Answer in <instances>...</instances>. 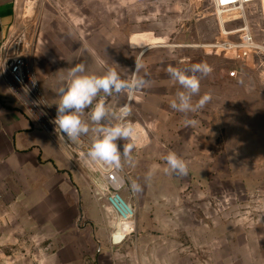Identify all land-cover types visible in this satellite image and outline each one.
Instances as JSON below:
<instances>
[{
    "label": "rangeland",
    "instance_id": "374dc122",
    "mask_svg": "<svg viewBox=\"0 0 264 264\" xmlns=\"http://www.w3.org/2000/svg\"><path fill=\"white\" fill-rule=\"evenodd\" d=\"M16 5L13 39H22L18 53L29 59L41 98L53 111L68 68L77 63L90 74L115 70L131 79L140 57L138 75L148 82L104 97L111 111L130 105L127 121L135 129V147L120 164L122 195L136 209L135 228L108 255L98 239L101 204L107 225L117 221L101 196L98 176L76 162V174L83 184L88 181L82 202L71 175L19 168L24 160L7 157L4 114L16 107L31 114L15 94L13 100L0 97V264H264V70L257 59L240 65L203 48L222 38L221 18L212 6L201 0H16ZM244 17L254 39L264 42V0L246 8ZM224 21L226 31L243 25L230 17ZM135 35L161 43L133 47ZM197 63L213 69L201 77L200 87V95L211 99L196 112H177L170 102L180 86L166 69ZM235 70L238 76L231 78ZM90 111L82 119L91 129L97 125ZM128 142L117 141L121 151ZM170 151L187 162V175L164 171Z\"/></svg>",
    "mask_w": 264,
    "mask_h": 264
},
{
    "label": "clouds",
    "instance_id": "9594fccd",
    "mask_svg": "<svg viewBox=\"0 0 264 264\" xmlns=\"http://www.w3.org/2000/svg\"><path fill=\"white\" fill-rule=\"evenodd\" d=\"M142 57L143 54L141 53ZM140 57H136L135 72L132 78H122L115 70H109L104 74H90L86 72L83 63H77L68 68L65 84L57 91L59 102L57 115L53 123L60 139L73 145H79L82 137L90 131L95 135L90 142L87 157L97 164L119 167L121 159L130 158L135 143V129L127 118L131 115V107L128 104L121 106L118 112L111 111L104 102V97L125 92H133L147 84L145 77L138 74L141 69ZM171 79L180 86L175 98L171 100L170 107L180 113H191L201 110L210 101L211 95H200L201 77L210 75L212 67L207 63H197L188 69H182L169 65L166 69ZM103 93L104 96L100 94ZM100 97L97 100V97ZM194 97H199L195 102ZM95 101V104H94ZM91 108L90 120L97 125L91 128L82 119L85 109ZM113 121H116L115 123ZM187 125H195L196 121L186 120ZM129 141L123 144L122 151L117 141ZM165 172L178 176H185L188 172L187 162L175 152H169L164 158ZM149 172V177L151 176Z\"/></svg>",
    "mask_w": 264,
    "mask_h": 264
},
{
    "label": "built area",
    "instance_id": "2783aa9c",
    "mask_svg": "<svg viewBox=\"0 0 264 264\" xmlns=\"http://www.w3.org/2000/svg\"><path fill=\"white\" fill-rule=\"evenodd\" d=\"M212 6L216 15L221 19L230 17L242 20L243 25L234 31H222V38L213 43L204 45L208 54L224 55L240 65L248 66L249 62L257 59L264 70V42H257L245 21L244 11L255 5L259 0H201ZM237 36L236 39H230ZM14 38V37H13ZM11 39L0 51V76L4 83L13 91L15 96L22 100L30 111L31 119L38 127L60 141L69 154L82 166L96 174L101 181V196L106 199L108 210L114 215L117 223L114 225L112 241L115 244L123 243L134 232L136 209L134 205L122 195L126 187L121 168L116 166L100 165L87 157L91 139L82 137L79 145H73L60 139L53 123L57 112L53 111L41 98V93L32 71L29 59L18 53V44L22 39ZM231 78H237L238 71L229 73ZM130 224L131 231L127 232L125 224ZM120 224V225H118ZM120 230L126 232L124 239L117 243L115 233Z\"/></svg>",
    "mask_w": 264,
    "mask_h": 264
},
{
    "label": "crops",
    "instance_id": "0c3cea01",
    "mask_svg": "<svg viewBox=\"0 0 264 264\" xmlns=\"http://www.w3.org/2000/svg\"><path fill=\"white\" fill-rule=\"evenodd\" d=\"M16 6V0H0V51L8 41L13 39L18 30ZM0 97L10 100H13L14 97L13 91L4 83L1 76ZM54 110L57 111V107ZM4 117L3 130L7 138L5 141L9 147L7 157L10 156L11 160H24L23 166L19 165V168L24 167L23 170L27 173L37 168H45L52 176L56 175L57 177V175H61L60 173L69 177L71 175L70 182L78 187L76 189L82 193V202H86L83 192L88 190V181L83 184L81 176L76 174L75 171H79L76 165L77 161L69 154L65 146L41 130L33 119L19 107L4 114ZM85 137L92 140L94 132L90 131ZM89 176L91 180H94L92 175ZM60 178L63 183L64 178ZM102 207L101 204V234L98 239L100 240L101 253L108 255L116 249L114 246L120 244H115L112 241L114 227L107 225Z\"/></svg>",
    "mask_w": 264,
    "mask_h": 264
},
{
    "label": "bare ground",
    "instance_id": "6f19581e",
    "mask_svg": "<svg viewBox=\"0 0 264 264\" xmlns=\"http://www.w3.org/2000/svg\"><path fill=\"white\" fill-rule=\"evenodd\" d=\"M224 23H226V21H224L223 18H222L221 19L222 31H226ZM159 43H161L160 40L154 39V38H150V36H145V35H135L132 38V41H131V45L133 47H140L141 45H145L146 46L145 50L150 48V47H154L155 44L158 45ZM118 225H120V224H118ZM124 228H125V230L127 232L131 231V229H132L130 224H128V223L124 225ZM125 236H126V232L122 231V230H120L118 233H115L116 242L117 243L121 242L124 239Z\"/></svg>",
    "mask_w": 264,
    "mask_h": 264
}]
</instances>
